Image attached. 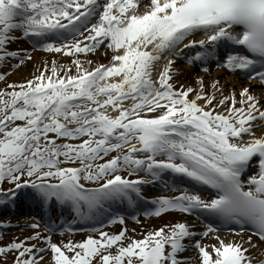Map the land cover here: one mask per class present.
<instances>
[{"label": "snow or ice", "instance_id": "1", "mask_svg": "<svg viewBox=\"0 0 264 264\" xmlns=\"http://www.w3.org/2000/svg\"><path fill=\"white\" fill-rule=\"evenodd\" d=\"M139 6L140 0H0V63L25 58L6 47L17 39L15 31L46 51L88 52L102 47V40L113 51L108 64L85 68L74 59L58 69L53 61L31 79L0 88V181L13 185L0 189V204H12L25 188L46 210L55 203L100 227L102 216L123 225L111 205H138L147 199L142 185L156 181L176 195L153 198L144 215L174 210L208 223L202 232L186 221L164 224L139 239L126 238L128 229L121 227L58 244L50 235L56 224L46 221L49 235L24 238L43 241L44 247L24 240L0 246V253H15L13 264H41L39 254L46 249L53 264H184L190 258L179 254L189 246L198 250L200 264H253L243 238L225 242L217 236L210 251L193 238L223 226L264 241V133L255 134L257 121L264 122V105L245 86L239 107L235 93L221 94L219 104L231 103L213 111L218 105L204 91L202 76L195 90L175 88L173 61L159 70L156 62L162 52L179 56L184 49L191 52L186 61L206 71L223 56L218 67L264 85V0H147L142 12ZM87 28L88 44L71 41ZM196 33L203 38H191ZM221 45L229 47L221 53ZM218 84L212 82L214 92ZM253 158L258 171L244 178ZM246 239L248 247L256 246L252 236Z\"/></svg>", "mask_w": 264, "mask_h": 264}, {"label": "bare ground", "instance_id": "2", "mask_svg": "<svg viewBox=\"0 0 264 264\" xmlns=\"http://www.w3.org/2000/svg\"><path fill=\"white\" fill-rule=\"evenodd\" d=\"M147 2V0H140V6H139V11H144V4ZM91 23H95V18H92L90 20ZM88 33L91 32V29L88 28L87 29ZM19 42L21 44H25L26 45V41L24 39L19 40ZM101 43L103 44L104 41L102 40ZM33 49V48H32ZM35 49V48H34ZM37 49L35 52L34 50V54H33V62L29 65L26 66V68L21 69V74H22V80H28L31 79L32 76L34 75H38L40 73V70L44 68L45 64H48L49 68L51 67V64L53 61L56 62V65L58 67V69L60 68L61 65H68L70 61H73L74 59H79L81 61V63L83 64L82 61H87L86 65L84 66L85 68H90V67H95V65L97 63L100 64H108L109 62H111V56L113 55V51L107 48V45H105L104 48L102 49H95L92 51H88L86 52V57L82 58L80 55V53L77 54V56L74 59H66L65 58H61V57H53L50 54L45 53L46 51L43 50L42 48V52H38ZM120 50H116V53H119ZM64 53V52H62ZM67 54V53H66ZM69 55V54H68ZM162 56V59L159 60L158 62H156V70L162 69L164 66L163 61L165 60L166 57H168L170 55V53L167 52H162L160 54ZM53 57V59L51 58ZM106 60H109L106 62ZM88 62H91L90 64ZM174 69H180L179 66H174ZM154 70L152 73V78L155 79L156 75H157V71ZM29 73H28V72ZM70 73H75V69L74 68H70L69 69ZM211 70H206L203 75L199 74H195V72H193L190 69H183L182 72L177 73V71H175V73L172 75V79H171V83L173 84V87L178 88L180 87V85H183L184 87H188L191 86L194 90L198 87L197 82H196V78L198 76H202L203 77V82H204V91L210 92L215 96V99L212 101V103L217 104L218 107L214 108L213 111H224L229 104L231 103V101H225L224 104H219V100H220V95L223 94L224 96H228L231 93H235L236 96V101L237 103L234 105L235 107H239V100H240V96L238 94V91L240 92L242 86H241V80L242 78H240L239 74L237 73V77L231 76V75H227L224 76L222 71L220 70H216L213 74L214 77L210 75ZM232 73V72H231ZM61 75H64L65 73L63 71H60ZM233 74V73H232ZM219 78V79H217ZM219 80V84H218V88H219V92H214L213 91V85L212 82ZM231 83V84H229ZM246 84V86H250L249 91L255 95L256 92L257 94V98L258 100L260 99L261 101H259L261 104L264 103V89H262L260 86H258L257 82L255 81H248V82H244ZM238 86V87H237ZM252 87H254L253 89H251ZM193 93H189V96H191ZM239 98V99H238ZM123 103L127 104V101H124ZM197 103L203 104L202 100H198ZM114 114V113H112ZM225 114H227L225 112ZM258 124V123H257ZM261 133H264V124H259V126L255 129V134L257 136L261 135ZM252 168H256V159L253 158V160L251 161V163L248 166L247 171H249L250 169L252 170ZM257 169V168H256ZM246 171V172H247ZM245 172V173H246ZM244 173V174H245ZM243 174V175H244ZM193 220V219H191ZM190 225H196V222H190ZM213 235V234H212ZM219 236L220 239L224 240L225 242H228L229 240L232 241H236V240H242V247L246 249V254L252 257L253 260V264H256V262L259 261H264V245L261 244L260 242L254 240V238L252 237V240L256 242V246L255 247H248V243H250L249 241H247V237L251 236L249 234H247L246 232H244L243 234H236V233H227V232H222V233H218V235L216 236H208L205 237L204 239L202 238V241L205 242L206 245H209V251L211 250V245H218L219 241L216 239V237ZM204 245V243H203ZM214 255V253H213ZM193 260L191 263L189 264H197L199 262L200 264V256H198L197 253H193L192 254Z\"/></svg>", "mask_w": 264, "mask_h": 264}, {"label": "rangeland", "instance_id": "3", "mask_svg": "<svg viewBox=\"0 0 264 264\" xmlns=\"http://www.w3.org/2000/svg\"><path fill=\"white\" fill-rule=\"evenodd\" d=\"M17 39L13 42H10L8 45H6V47L11 51V50H20V55L22 57H25L22 61L20 59H13V58H8L5 62L0 63V73H3V79H0V88L5 87L6 84H14V85H18L20 84V82H22V74H21V69L26 68L27 65L31 64L33 62V52H37L36 49H29L26 50V47L23 46V44H21L19 42V40H22L21 36L19 35L20 32L15 31ZM86 30L83 29L81 30V33L78 35H74L73 37H75L74 39H72V41H76L79 40L81 45L83 44H88L89 41L84 40L83 37L88 36L86 35ZM70 45V44H69ZM101 49L104 48V45L102 47H100ZM26 50V51H25ZM32 50H34L32 52ZM42 50L38 51L41 52ZM45 53L50 54L51 56H55V57H61V58H65L66 59H74L77 56V53H73V54H66V53H62V52H55V51H46ZM81 54V53H80ZM82 58H85L86 55L84 53H82L80 55ZM30 57V58H27ZM53 57H51L53 59ZM105 59V58H103ZM170 57L167 58V60H169ZM54 60V59H53ZM106 60V59H105ZM109 60V58H108ZM106 60V62L108 61ZM83 62V66L86 65L87 61H82ZM181 66V65H180ZM28 72V71H27ZM195 74L199 75L200 72H198V70H194ZM29 73V72H28ZM201 75V74H200ZM224 76H227V74H223ZM214 77V75H213ZM219 79V78H217ZM26 81V80H23ZM219 81V80H216ZM241 86L246 85L244 82H241ZM238 87V86H237ZM254 87H252L251 89H253ZM7 90H11V89H6ZM240 92L238 91V94ZM240 96V95H239ZM15 123H22V121H15ZM70 142H75V141H70ZM107 158V157H105ZM62 159V158H60ZM67 166H75L72 164H69ZM123 174L125 175H129L131 176V174H129L128 172H124ZM139 174V173H138ZM129 178H134L133 177H129ZM23 179V177H22ZM11 183H9L7 180L4 181H0V189H4L7 185H9ZM7 217H9V215L7 213H4L3 215L0 216V220L7 222V224H9V229L12 231L11 234H9V236H7L6 234L2 235V237H0V246H3L9 242H11L12 240H24L25 237H30L32 235L33 232H39L41 235H47L44 233V231H41L39 228H33L31 227V224L27 225V224H22L19 225L20 223H23L24 221L22 219H20V217H13V218H9L8 220L6 219ZM181 219H184V217L182 216V214H176L175 212H164L161 213L159 216L156 215H150V216H143V217H139L136 219H129V218H124V224L121 225L120 223H115L114 226L109 227L108 229H105L104 231L108 232V233H114V232H118L120 230L121 227H125L126 229H128V231L125 232V237H135L137 239L141 238L143 233L149 231V230H153L157 227H161L164 224H173L176 223L178 221H180ZM24 225V226H23ZM0 227H1V223H0ZM132 229H135V231H131ZM102 231V230H100ZM1 232V230H0ZM98 232H94V234H91V232H84V233H62V234H55L54 232H51V239L53 242L56 243H61L62 241H67V240H72V241H79V240H83L85 237H87L88 235H92L94 237L98 236ZM24 243L26 244H34L36 245L38 248H42L44 247V242L40 241V240H24ZM115 249H110V251H114ZM198 252V250H197ZM39 255L42 256V262L41 264H53V262L51 261V250L50 249H46L44 252L40 253ZM15 258V253L11 250H9L7 253H0V264H13ZM189 263V260L187 262H184V264ZM93 264H95V262H93Z\"/></svg>", "mask_w": 264, "mask_h": 264}]
</instances>
